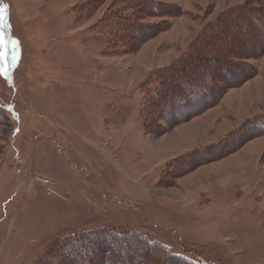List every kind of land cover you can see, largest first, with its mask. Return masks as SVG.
Listing matches in <instances>:
<instances>
[{
  "label": "rangeland",
  "instance_id": "1",
  "mask_svg": "<svg viewBox=\"0 0 264 264\" xmlns=\"http://www.w3.org/2000/svg\"><path fill=\"white\" fill-rule=\"evenodd\" d=\"M89 1L0 0V264H34L58 236L103 227L212 264H264V134L222 158L243 139L215 145L264 112V55L249 61L255 77L171 128L141 112L157 69L260 0H154L167 14L145 21L161 29L127 55L99 24L112 0Z\"/></svg>",
  "mask_w": 264,
  "mask_h": 264
},
{
  "label": "trees",
  "instance_id": "2",
  "mask_svg": "<svg viewBox=\"0 0 264 264\" xmlns=\"http://www.w3.org/2000/svg\"><path fill=\"white\" fill-rule=\"evenodd\" d=\"M99 1L88 4L97 10L102 5ZM260 3L262 7L249 3L224 11L215 22L206 24L170 65L157 69L143 83L141 112L146 125L164 122L171 128V124L218 104L229 89L258 74L249 61L264 55V0ZM161 7L166 6L154 0H112L111 11L99 21L108 28L107 49L122 55L136 52L160 31L159 25L150 26L145 19L166 15ZM247 121L248 125H239L240 133H231L215 144L233 146L243 139L221 158L235 152L244 141L264 134V112ZM64 235L48 244L34 264H212L200 256L179 255L133 228L103 227Z\"/></svg>",
  "mask_w": 264,
  "mask_h": 264
}]
</instances>
